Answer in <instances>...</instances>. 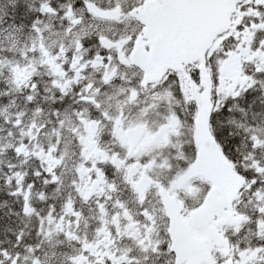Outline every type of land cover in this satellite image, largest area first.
<instances>
[{
	"label": "snow or ice",
	"instance_id": "6c2138e0",
	"mask_svg": "<svg viewBox=\"0 0 264 264\" xmlns=\"http://www.w3.org/2000/svg\"><path fill=\"white\" fill-rule=\"evenodd\" d=\"M0 264H264V0H0Z\"/></svg>",
	"mask_w": 264,
	"mask_h": 264
}]
</instances>
